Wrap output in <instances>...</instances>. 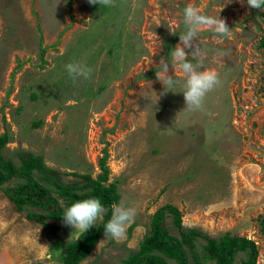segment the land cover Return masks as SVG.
<instances>
[{
  "label": "rangeland",
  "instance_id": "1",
  "mask_svg": "<svg viewBox=\"0 0 264 264\" xmlns=\"http://www.w3.org/2000/svg\"><path fill=\"white\" fill-rule=\"evenodd\" d=\"M71 1L0 0V135L11 136L6 159L20 165L42 155L65 184L97 178L107 150L110 181H119L116 204L137 215L123 240L103 234L80 264H124L166 204L179 208L186 228L252 239L264 264V11L246 0ZM188 4L224 19L231 32L229 39L200 31L199 56H188L221 81L199 111L185 108L178 68L169 72L174 92L160 95L156 79L161 57L170 62L185 30ZM74 60L93 69L89 80L73 83L64 66ZM23 181L0 186V264H63V250L81 233L60 220L42 218L53 228L28 218L40 208L18 210L6 190ZM173 219L168 212L166 226L180 237ZM247 258L238 252L233 264ZM189 264H198L191 252Z\"/></svg>",
  "mask_w": 264,
  "mask_h": 264
},
{
  "label": "trees",
  "instance_id": "2",
  "mask_svg": "<svg viewBox=\"0 0 264 264\" xmlns=\"http://www.w3.org/2000/svg\"><path fill=\"white\" fill-rule=\"evenodd\" d=\"M68 2L71 4L72 1ZM261 47H264V38ZM10 141L9 133L0 135V186L13 177L24 179L16 187L6 190V193L20 211L28 207L42 209V212L28 209V218L55 228L42 218L63 221L62 216L66 208L60 202V196L64 198L67 208L75 201L91 197L99 198L104 208H108L104 220L98 226L81 233L63 250V264H80L103 236L104 225L112 215V205L121 198L119 181H110L107 150L105 149V155L100 160L102 172L97 178L85 174L87 183L75 185L62 183L57 176H53L52 168L47 166L42 155L31 153L22 158L20 165L6 159L2 155V149ZM35 171L42 173V178L51 182L54 188L42 184ZM168 212L174 216V225L178 228L180 237L172 235L166 226ZM199 238H203L205 242H196ZM198 246L202 251H199ZM244 251L248 252V258L244 259L242 264H257L259 250L252 239L232 231L211 236L196 228H186L179 208L166 204L153 214L151 229L140 242L139 248L124 259V264H172L171 260L177 264H189L190 252L198 264H233L237 253Z\"/></svg>",
  "mask_w": 264,
  "mask_h": 264
},
{
  "label": "clouds",
  "instance_id": "3",
  "mask_svg": "<svg viewBox=\"0 0 264 264\" xmlns=\"http://www.w3.org/2000/svg\"><path fill=\"white\" fill-rule=\"evenodd\" d=\"M89 4L99 3L105 6H114L113 0H88ZM250 9L264 11V0H246ZM183 24L185 30L179 33V43L169 53L170 62L161 57L160 70L156 71V79L163 85L160 95H166L169 91L174 92L177 80L170 75V68L176 71L178 68L184 76V84L180 92L183 93L185 105L190 111L203 110L206 95L220 85V77L217 71L203 68L201 64H193L188 56L191 53L193 59H197L200 53L196 43L198 34L202 30H211L215 34L231 38L230 27L224 19L204 14L199 8L188 4L183 9ZM173 35L177 34L171 31ZM187 50H191L186 51ZM69 77L73 83L80 78L89 80L93 69L88 65L72 61L65 66ZM203 69V70H201ZM105 208L99 198L91 197L75 201L63 214L65 225L73 227L80 233L87 232L97 221L103 219ZM137 215L136 209L128 207L123 201L112 205L111 218L104 225V235L106 239L117 242L123 240L126 235L127 227L133 222Z\"/></svg>",
  "mask_w": 264,
  "mask_h": 264
}]
</instances>
